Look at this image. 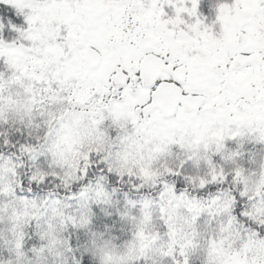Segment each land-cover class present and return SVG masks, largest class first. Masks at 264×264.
I'll use <instances>...</instances> for the list:
<instances>
[{
  "label": "snow or ice",
  "instance_id": "obj_1",
  "mask_svg": "<svg viewBox=\"0 0 264 264\" xmlns=\"http://www.w3.org/2000/svg\"><path fill=\"white\" fill-rule=\"evenodd\" d=\"M0 264H264V0H0Z\"/></svg>",
  "mask_w": 264,
  "mask_h": 264
}]
</instances>
